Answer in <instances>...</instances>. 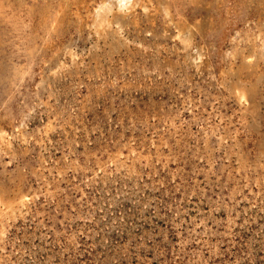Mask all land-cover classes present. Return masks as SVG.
<instances>
[{
	"label": "rangeland",
	"instance_id": "rangeland-1",
	"mask_svg": "<svg viewBox=\"0 0 264 264\" xmlns=\"http://www.w3.org/2000/svg\"><path fill=\"white\" fill-rule=\"evenodd\" d=\"M105 1L0 0V264H264V0Z\"/></svg>",
	"mask_w": 264,
	"mask_h": 264
},
{
	"label": "bare ground",
	"instance_id": "bare-ground-1",
	"mask_svg": "<svg viewBox=\"0 0 264 264\" xmlns=\"http://www.w3.org/2000/svg\"><path fill=\"white\" fill-rule=\"evenodd\" d=\"M105 1V0H104ZM105 2H107V1H105ZM106 4V3H105ZM104 5V4H103ZM110 5V4H109ZM101 6V5H100ZM102 7H104V6H102ZM101 7V8H102ZM107 7V6H106ZM99 8V7H98ZM111 9V8H110ZM102 10V9H101ZM108 10V9H107ZM100 11V10H99ZM109 12V11H108ZM104 13V12H103ZM96 14V13H95ZM105 14V13H104ZM103 16V15H102ZM104 17V16H103ZM93 19H95V17L93 18ZM96 21V20H95Z\"/></svg>",
	"mask_w": 264,
	"mask_h": 264
}]
</instances>
